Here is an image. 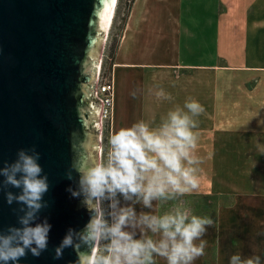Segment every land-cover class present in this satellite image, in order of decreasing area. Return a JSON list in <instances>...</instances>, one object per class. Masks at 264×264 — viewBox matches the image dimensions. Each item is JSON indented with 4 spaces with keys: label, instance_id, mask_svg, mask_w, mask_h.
<instances>
[{
    "label": "crops",
    "instance_id": "crops-1",
    "mask_svg": "<svg viewBox=\"0 0 264 264\" xmlns=\"http://www.w3.org/2000/svg\"><path fill=\"white\" fill-rule=\"evenodd\" d=\"M110 71V136L140 120L158 128L189 99L204 106L203 115L193 117L200 120L196 155L203 163L197 167L214 170L213 178L221 179L220 188L210 193L230 196L225 264L237 253L242 259L260 256L264 264V154L258 148H264V0H135ZM160 89L173 99H158ZM202 175L199 189L190 194L169 193L171 198L146 207L137 196L126 199L117 192L116 206L119 211L133 209L139 218L143 210L155 216L173 214L171 202L180 211V198L202 194ZM140 232L144 238H133L161 239L147 226ZM154 260L167 264L155 254ZM194 264H201V257Z\"/></svg>",
    "mask_w": 264,
    "mask_h": 264
},
{
    "label": "water",
    "instance_id": "water-1",
    "mask_svg": "<svg viewBox=\"0 0 264 264\" xmlns=\"http://www.w3.org/2000/svg\"><path fill=\"white\" fill-rule=\"evenodd\" d=\"M112 6L113 0H0V167L14 162L21 149L39 153L49 184L37 214L51 225L47 250L39 257L29 251L18 264H76L74 247H64L59 258L56 249L70 233L74 245L81 243L95 215L83 193L72 191L80 192L77 169L94 166L93 157L102 152L95 147L102 107L91 83L97 59L90 55ZM9 192L18 196L20 189L0 190L2 231L19 227L27 211L16 200L7 203Z\"/></svg>",
    "mask_w": 264,
    "mask_h": 264
},
{
    "label": "clouds",
    "instance_id": "clouds-1",
    "mask_svg": "<svg viewBox=\"0 0 264 264\" xmlns=\"http://www.w3.org/2000/svg\"><path fill=\"white\" fill-rule=\"evenodd\" d=\"M156 95L158 99H173L163 89ZM132 96L135 98L136 93ZM204 112L199 101L189 99L183 108L170 111L158 128L140 120L113 133L109 138L111 150L107 165L77 169L81 176L80 192L72 191V195L83 193V203L95 215L81 234V243L74 245L70 233L56 249V258L69 246L77 253L76 264H155L154 254L166 258L167 264H194L205 255L207 242L202 237L215 223L208 216H190L187 211H178L163 216L142 214L137 221L135 211L124 208L109 226L102 209L106 194L114 197L119 192L126 199L137 196L146 207H151L153 200L171 198L169 193L183 196L197 191L203 171L197 166L202 165L203 160L196 155L200 120L193 117H200ZM258 148L264 154V148ZM39 159V153L30 155L21 149L14 162L0 167V177L4 178L0 190L3 185L20 189L18 196L7 193V203L16 200L27 209L25 215L19 217V227L0 230L2 264H18L29 251L39 257L47 250L51 225L47 220L39 221L37 214L44 207L42 200L49 184L47 176L42 175ZM130 222L146 225L153 233H160L161 239L158 242L151 238L134 239L124 230ZM132 226L135 227V223ZM101 240L109 241L104 246L107 255L101 254ZM82 245L86 251H81ZM230 264H261V260L260 256L242 259L237 253L232 255Z\"/></svg>",
    "mask_w": 264,
    "mask_h": 264
},
{
    "label": "rangeland",
    "instance_id": "rangeland-1",
    "mask_svg": "<svg viewBox=\"0 0 264 264\" xmlns=\"http://www.w3.org/2000/svg\"><path fill=\"white\" fill-rule=\"evenodd\" d=\"M129 0H119L115 17L113 20V24L111 28L105 31V33L101 36V40L96 42V45L93 49V53L90 55L91 59H97V68H96V76L98 70L102 66V70L108 72L111 68L112 56L117 45L121 30L123 28V20L128 11ZM96 80V77H95ZM95 81H91L94 83ZM110 133L107 132L103 137V142H101V133L96 137L95 147H100L102 152L93 157V165L103 164L107 165L109 152H110V144H109ZM213 171L210 169H203L202 175V194L196 197L186 196L183 200L181 199V204L183 206L182 210L187 211L189 215H197V216H208L214 220V225L209 227L207 233L202 239L207 242L205 248V255L201 257V264H225V224L227 220L226 207L231 204V200L229 195H226L224 192L218 193H210V189L218 190L219 179L218 177L213 178ZM219 171V170H218ZM220 172H226V170H220ZM212 179V185L211 180ZM217 184H214V182ZM224 182V179H222ZM223 186L221 185V188ZM115 205V207H113ZM171 206H173V214L178 212L177 205L174 206L173 202H171ZM123 207H125L123 205ZM181 208V207H180ZM102 209L104 212L105 219L107 220L109 226L114 222V217L117 215L119 211V207L116 206V198L108 197L106 194V198L102 201ZM148 210H143L142 213L149 214L146 212ZM139 217H137V221ZM135 223V227L132 224ZM146 227V225L140 224L138 222H130L127 227H125V231L131 233L134 237L141 235L143 238L145 237L144 232L138 233L141 230V227ZM137 234V235H136ZM138 239V238H136ZM109 243L108 240H101L100 243V251L102 255H107L108 253L104 251V246Z\"/></svg>",
    "mask_w": 264,
    "mask_h": 264
},
{
    "label": "built area",
    "instance_id": "built-area-1",
    "mask_svg": "<svg viewBox=\"0 0 264 264\" xmlns=\"http://www.w3.org/2000/svg\"><path fill=\"white\" fill-rule=\"evenodd\" d=\"M96 87L98 103L102 107L101 123L102 127L101 142H103L104 135L109 132L111 128V122L113 118L114 109V83L112 78V72H104L102 66L98 70L96 80L93 83Z\"/></svg>",
    "mask_w": 264,
    "mask_h": 264
},
{
    "label": "bare ground",
    "instance_id": "bare-ground-1",
    "mask_svg": "<svg viewBox=\"0 0 264 264\" xmlns=\"http://www.w3.org/2000/svg\"><path fill=\"white\" fill-rule=\"evenodd\" d=\"M118 1L119 0H113V6H112V9H111V12H110V15H109L108 24L106 25V30L107 29L109 30L111 28L112 24H113V20H114V17H115ZM100 243H101V241H100Z\"/></svg>",
    "mask_w": 264,
    "mask_h": 264
},
{
    "label": "trees",
    "instance_id": "trees-1",
    "mask_svg": "<svg viewBox=\"0 0 264 264\" xmlns=\"http://www.w3.org/2000/svg\"><path fill=\"white\" fill-rule=\"evenodd\" d=\"M134 1H135V0H129L128 11H127V14L125 15V18H124V20H123V25H124V23H125L126 20H127V17H128V15H129L130 9H131V7H132ZM112 57H113V56H112Z\"/></svg>",
    "mask_w": 264,
    "mask_h": 264
},
{
    "label": "flooded vegetation",
    "instance_id": "flooded-vegetation-1",
    "mask_svg": "<svg viewBox=\"0 0 264 264\" xmlns=\"http://www.w3.org/2000/svg\"><path fill=\"white\" fill-rule=\"evenodd\" d=\"M87 93H88L89 95H93V90H92L91 86H89V87L87 88ZM94 125H96V123H95Z\"/></svg>",
    "mask_w": 264,
    "mask_h": 264
}]
</instances>
